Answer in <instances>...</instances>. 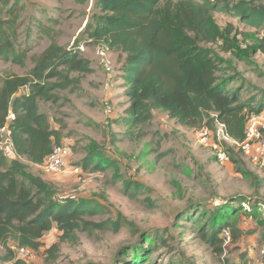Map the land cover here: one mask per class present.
<instances>
[{"label": "rangeland", "instance_id": "1", "mask_svg": "<svg viewBox=\"0 0 264 264\" xmlns=\"http://www.w3.org/2000/svg\"><path fill=\"white\" fill-rule=\"evenodd\" d=\"M23 2L27 9L22 13L20 46L31 51L25 66L0 59L2 76L26 74L34 65V56L50 44L46 37L39 41L26 40L28 29H38V20L51 25V33L59 44L75 49V41L92 20L94 11V0ZM49 17L54 21L48 20ZM214 17L223 27L233 26L242 49H253L259 41L264 42V27L246 26L231 13L215 11ZM78 48L90 60L91 71L72 72L67 86L51 90L49 100H39L40 110L47 114L52 127L62 133L60 144L69 148L67 167L63 172L49 173L40 165L30 164V170L54 184L57 199L96 201L101 208L92 219L108 221V226L79 233L77 242L61 243L57 256L48 258L45 250L59 242L60 232L53 229L44 235L43 246L31 250L25 261L29 264H133V261L134 264H264V169L233 146L227 147L231 160L220 162L212 148L198 140L197 129L170 118L164 109H154L152 118L144 124L135 127L119 124L130 103L120 77L124 56L91 41L80 42ZM222 55L231 58L230 53ZM231 60L236 70L229 68L225 73L237 78L229 88L240 87L243 100L257 97L253 103L257 106L264 100L261 98L264 50L253 52L249 60ZM228 65L223 63V67ZM76 76L80 77L79 81L75 80ZM253 114L256 115L253 112L249 118ZM257 115L264 119V111ZM211 118V125L215 126L214 113L207 120ZM89 148H98L108 160L105 171L83 168ZM9 158L18 155L12 150ZM77 166L79 172H73ZM227 203L233 206L231 213L238 217L243 230L254 232L243 235L237 242H224L223 251L219 252L202 238L196 227L207 223L211 213ZM189 216L197 218L193 221ZM112 223H118L119 230H113ZM156 235H161L162 241L151 243ZM10 246L15 245L11 242ZM12 250L14 259L4 260L7 250L0 246V264L14 263L19 255Z\"/></svg>", "mask_w": 264, "mask_h": 264}, {"label": "trees", "instance_id": "2", "mask_svg": "<svg viewBox=\"0 0 264 264\" xmlns=\"http://www.w3.org/2000/svg\"><path fill=\"white\" fill-rule=\"evenodd\" d=\"M26 9L23 0H0V59L21 66L26 65L31 51L22 48L19 39ZM215 11L234 14L255 29L264 27L262 0H94L92 20L75 41V49L59 44L51 25L41 19L37 30H27L28 42L46 37L50 44L34 56V65L26 74H0V124L12 105L17 116L12 127L18 155L10 160L0 152V246L7 250L4 260L14 259L11 242L16 247L39 250L44 235L57 229L59 242L45 250L48 258H55L61 243L77 242L79 233L108 226V221L92 219L101 208L96 201L57 199L54 184L30 170V164H42L62 139L60 130L53 128L47 114L40 110L39 100L47 101L51 90L67 86L72 72L91 71L90 60L78 48L80 42H95L124 56L120 77L130 103L119 124L135 127L150 121L154 109H164L170 118L189 128L210 125L215 129L213 118L207 120L214 113V119L226 125L232 138H245L249 115L264 111V95L257 106L253 104L257 97L243 100L240 87L229 88L237 76L225 71L236 70L232 58L249 60L253 52L263 51L264 42L259 41L253 49H242L238 32L234 33L232 25L221 26ZM48 20L54 21L50 17ZM223 52L230 53L231 58H225ZM224 62L229 64L227 68ZM24 87L28 90L21 91ZM107 161L98 148H89L82 165L86 170L105 171ZM232 208L228 203L219 207L207 223L196 227L216 251H223L225 229L230 231L231 243L254 232L243 230ZM111 225L119 230L118 223ZM161 238L156 235L151 243ZM13 264L29 263L18 257Z\"/></svg>", "mask_w": 264, "mask_h": 264}, {"label": "built area", "instance_id": "3", "mask_svg": "<svg viewBox=\"0 0 264 264\" xmlns=\"http://www.w3.org/2000/svg\"><path fill=\"white\" fill-rule=\"evenodd\" d=\"M253 114L248 119L245 138L238 141L232 138L226 131V125L221 121H216V128L204 125L197 129L198 140L205 146H210L222 163H228L231 160V153L227 147H235L246 153L251 162L264 169V119L261 116ZM16 119V113L12 108L9 109L6 120L0 125V152L9 157L12 150L15 151L13 141V121ZM69 148L65 145L54 146L51 153L46 157L41 167L49 173L63 172L67 167V158ZM79 166L73 169V172H79ZM67 171V170H66ZM225 242L231 241V234L228 229L223 232ZM19 257L26 258L31 249L28 247H13Z\"/></svg>", "mask_w": 264, "mask_h": 264}, {"label": "clouds", "instance_id": "4", "mask_svg": "<svg viewBox=\"0 0 264 264\" xmlns=\"http://www.w3.org/2000/svg\"><path fill=\"white\" fill-rule=\"evenodd\" d=\"M12 105H10V108H12L13 109V107H11ZM9 108V109H10ZM14 110V109H13ZM8 112H9V110H8ZM15 112V111H14ZM8 115V114H7ZM7 117V116H6ZM17 117V116H16ZM6 120V119H5ZM1 125V124H0ZM15 153H16V150H15ZM3 154V153H2ZM17 154V153H16ZM8 159H10L9 157H7ZM40 166H41V164H40Z\"/></svg>", "mask_w": 264, "mask_h": 264}]
</instances>
